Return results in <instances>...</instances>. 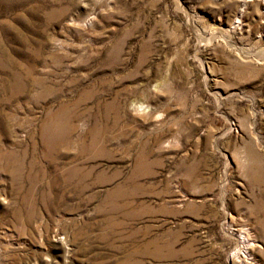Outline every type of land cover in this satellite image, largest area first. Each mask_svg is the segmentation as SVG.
Returning <instances> with one entry per match:
<instances>
[{"label": "rangeland", "instance_id": "1", "mask_svg": "<svg viewBox=\"0 0 264 264\" xmlns=\"http://www.w3.org/2000/svg\"><path fill=\"white\" fill-rule=\"evenodd\" d=\"M0 264H264V5L0 0Z\"/></svg>", "mask_w": 264, "mask_h": 264}, {"label": "bare ground", "instance_id": "2", "mask_svg": "<svg viewBox=\"0 0 264 264\" xmlns=\"http://www.w3.org/2000/svg\"><path fill=\"white\" fill-rule=\"evenodd\" d=\"M239 1H240V4H241L242 8H244L248 4V2H251V1H257V3H259L261 5H264V0H239ZM240 14H241V12H240ZM233 24L234 25H238L239 21L237 20L236 23L233 22ZM134 110L137 111V108L134 109Z\"/></svg>", "mask_w": 264, "mask_h": 264}]
</instances>
